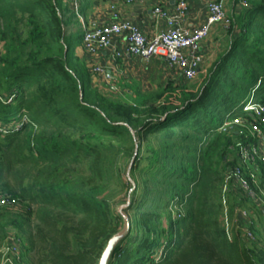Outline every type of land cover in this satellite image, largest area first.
<instances>
[{
	"label": "trees",
	"instance_id": "1",
	"mask_svg": "<svg viewBox=\"0 0 264 264\" xmlns=\"http://www.w3.org/2000/svg\"><path fill=\"white\" fill-rule=\"evenodd\" d=\"M108 1L80 0L76 14L65 0H0V247L19 240V264H94L122 225L133 161L131 231L110 264H264L253 219L242 226L255 238L224 226L237 138L219 130L250 98L264 103V0L233 1L247 6L196 83L136 87L129 99L93 88L74 52L78 16ZM15 10L28 14L25 36ZM254 174L262 196L264 164ZM229 189L232 216L249 201Z\"/></svg>",
	"mask_w": 264,
	"mask_h": 264
},
{
	"label": "built area",
	"instance_id": "2",
	"mask_svg": "<svg viewBox=\"0 0 264 264\" xmlns=\"http://www.w3.org/2000/svg\"><path fill=\"white\" fill-rule=\"evenodd\" d=\"M65 1L77 14L80 0ZM206 6L208 16L205 23L188 28L183 23L189 10L187 0H177L172 9L160 4L155 5L152 9L153 18L157 22L163 21L165 29L153 37H148L135 22L120 19L116 12H114V20L107 24L87 23L82 16H78L83 31V49L93 57L99 55L102 50L111 48L114 62L124 56H136L148 62L155 56L162 55L169 68L176 71L184 81L189 82L200 72L204 61L201 43L209 36L212 27L221 24L228 30L232 22L225 7V0H207ZM240 6H247V3L242 2ZM116 38L123 39L122 47L114 45ZM90 73L93 76H104L105 70L93 65ZM241 110L245 115L224 122L219 129L237 138L231 150L236 154L238 167L226 170L222 189L223 220L227 233H230L233 227L243 229L242 225L252 219L246 208L240 205L236 206L232 216L229 215L227 194L230 191L231 181L237 183L251 206L264 215V195L261 196L253 187L258 183L254 170L258 164H264V103L250 98ZM246 172H249L251 180L245 176ZM6 204L7 200L0 197V205ZM243 230L247 236L254 238L248 229ZM20 252L19 240L14 236L8 237L0 247V264H19Z\"/></svg>",
	"mask_w": 264,
	"mask_h": 264
},
{
	"label": "crops",
	"instance_id": "3",
	"mask_svg": "<svg viewBox=\"0 0 264 264\" xmlns=\"http://www.w3.org/2000/svg\"><path fill=\"white\" fill-rule=\"evenodd\" d=\"M189 5L188 13L183 21L188 28L198 27L205 23L208 16L207 0H187ZM177 0H110L94 7L87 16L83 17L87 23L107 24L114 20V12L120 19H128L141 27L148 37H153L165 29L163 21L157 22L152 15V9L160 4L163 7L172 9ZM240 4L233 3V8L227 13L232 15L238 12ZM114 7V9H112ZM80 20V19H79ZM28 14L15 10V29L18 33L26 35ZM81 23V21H80ZM18 25H22L19 31ZM82 26V25H81ZM2 27L0 25V34ZM74 31H76L74 29ZM228 30L221 24H215L209 36L201 43L203 54V64L199 76H205L219 55L223 53L229 45ZM114 45L122 47L124 42L121 38H116ZM74 52L85 66L87 72L93 65L100 66L105 70L104 76H92V87L110 96H118L129 99L134 97V88H141L142 91H152L159 85L167 83H179L181 76L167 65L162 55L155 56L150 61L145 62L136 56H124L116 62L112 60V49L106 48L97 56H89L83 49L82 43L74 45Z\"/></svg>",
	"mask_w": 264,
	"mask_h": 264
},
{
	"label": "water",
	"instance_id": "4",
	"mask_svg": "<svg viewBox=\"0 0 264 264\" xmlns=\"http://www.w3.org/2000/svg\"><path fill=\"white\" fill-rule=\"evenodd\" d=\"M133 161L128 169L127 175L131 183L133 184L132 188L129 190L127 199L125 201L119 202L116 207L115 211L117 215L120 217L122 221L121 227L118 229L116 233H114L109 240L107 241L106 245L104 246L100 257L94 264H110L112 257L114 255L115 250L118 246L124 241V239L130 234L131 231V221L130 216L128 214V210L133 202V193L135 191V183L130 178V171L132 168Z\"/></svg>",
	"mask_w": 264,
	"mask_h": 264
},
{
	"label": "rangeland",
	"instance_id": "5",
	"mask_svg": "<svg viewBox=\"0 0 264 264\" xmlns=\"http://www.w3.org/2000/svg\"><path fill=\"white\" fill-rule=\"evenodd\" d=\"M233 1L234 0H225V7H226V10H230L231 8H233ZM240 7V6H239ZM238 7V9H239ZM18 29L19 31H22V25H18ZM1 44H0V49H1ZM199 78V77H198ZM198 78H195L193 80L190 81V84H194L197 82V79ZM129 169V168H128ZM128 172V171H127ZM128 176V175H127ZM121 201H125L123 199H121ZM119 201V202H121ZM118 202V203H119ZM246 210L248 211L250 217L255 221V224H256V227L258 229H260L262 231V234H263V238H264V218H262L261 216H259L257 214V210L251 206V204L248 202L245 206ZM242 228L245 229V227L243 226ZM239 230V229H238ZM253 237L255 238V236L253 235Z\"/></svg>",
	"mask_w": 264,
	"mask_h": 264
}]
</instances>
